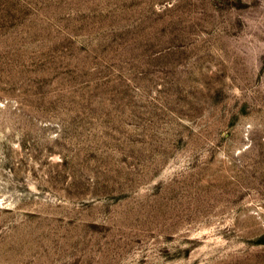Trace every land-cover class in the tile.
Segmentation results:
<instances>
[{"label":"rangeland","instance_id":"1","mask_svg":"<svg viewBox=\"0 0 264 264\" xmlns=\"http://www.w3.org/2000/svg\"><path fill=\"white\" fill-rule=\"evenodd\" d=\"M0 264H264V0H0Z\"/></svg>","mask_w":264,"mask_h":264}]
</instances>
